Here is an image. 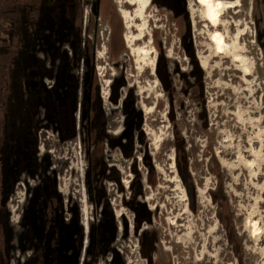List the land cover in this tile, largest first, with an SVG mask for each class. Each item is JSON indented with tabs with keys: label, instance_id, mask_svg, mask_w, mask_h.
<instances>
[{
	"label": "rangeland",
	"instance_id": "obj_1",
	"mask_svg": "<svg viewBox=\"0 0 264 264\" xmlns=\"http://www.w3.org/2000/svg\"><path fill=\"white\" fill-rule=\"evenodd\" d=\"M10 1L9 9L16 11L17 18L12 12L7 23L16 25L14 38L22 40V45H13V55L10 53L13 96L8 105L9 128L13 129L16 122L22 123L19 148L33 153L32 131L40 126V154L51 156V166L55 165L52 170L48 169L53 176V188L59 194L63 192L65 199L68 194H75L81 220L89 230L96 220V208L84 184L87 162L82 142L83 124L81 127L79 110L73 113L78 82L68 73L74 72L81 79L85 57H81L80 65L76 60L71 66L60 64L61 69L63 67L60 77L64 74L65 78H61L54 89H49L44 80L54 75V70L48 67L50 60H53L51 66L59 70L63 58L57 56L67 58L66 50L73 56V40L69 42L67 27L63 26L70 21L52 23L50 18L43 19L47 8V3L42 4L44 0ZM144 1L113 0L112 3V0H103L105 14L101 18H95L89 6H85L83 33L96 43L97 80L104 98L108 129L113 133L123 129L122 105L114 106L109 101L115 77L125 78L127 85L121 89L123 97L130 89L135 90L137 106L143 112L146 148L137 142L135 154L143 158L146 149L155 168L156 186L152 187L148 182L149 169L139 161L146 190L142 200L154 214L153 224L146 222V229H156L159 236L157 261L164 264H264V50L260 45L264 43V0H213L224 5L217 23L209 20L206 5L188 0L195 48L205 72L207 129L198 117L199 104L192 96L183 94L185 84L176 73L177 64L184 72L191 71L192 66L181 46L178 26L170 19L172 13L155 5L153 0L144 7ZM256 5L260 9V30L255 20ZM34 6L38 9V17L33 21L35 32L30 23ZM48 24L57 25L56 31L49 30ZM216 32L224 36L226 45L222 49L212 41ZM161 46L175 89V123L170 119L169 95L157 73L158 63L162 64ZM113 56H117L116 59H112ZM34 74L36 79H32ZM31 79L36 82L32 88L28 85ZM36 112L38 119L31 116ZM56 128L66 139L59 136ZM177 130L191 154L195 192L190 193L185 187L176 166ZM33 158L34 153L32 156L23 154L21 162L24 165ZM110 159L122 171L128 168L121 155L113 153ZM213 168L222 171L221 178L213 173ZM123 175L128 186L131 173L127 170ZM14 182L10 183V189ZM108 186L112 207L120 220L121 214L133 220L135 214L122 205L121 194L113 189L114 185ZM40 190L33 192L37 203L43 200ZM214 191H220L216 200ZM63 194L57 197L61 216L63 202L65 204ZM220 218L225 220L224 224ZM11 219L13 234L8 237L7 246L13 248L7 264H25L35 249L21 250L27 248L18 246L22 222L17 224L13 217ZM133 226L134 223L126 242L122 239L124 229L120 228L118 245L125 251L128 264H148L140 254V236L134 233ZM107 262L108 259H104L100 264Z\"/></svg>",
	"mask_w": 264,
	"mask_h": 264
},
{
	"label": "trees",
	"instance_id": "obj_2",
	"mask_svg": "<svg viewBox=\"0 0 264 264\" xmlns=\"http://www.w3.org/2000/svg\"><path fill=\"white\" fill-rule=\"evenodd\" d=\"M153 3L158 7H165L175 14L171 16V20L178 26L180 31V39H181V46L183 47L186 56L190 59V64L192 66L191 71L184 72L179 64L176 66V73H178L181 79L184 81V86L182 87L183 94L192 96L191 98L198 103L201 110L198 114V117L202 120V125L205 129H207L208 123V110L205 100V86H204V77L205 72L202 68L200 63L198 54L195 48V41L193 37L192 31V23L190 18V13L187 7L186 0H153ZM53 4V3H52ZM115 9L116 7L113 6ZM103 9V11H102ZM259 7L256 8V23L258 26V30H260V26L262 25L261 20L259 18L258 12ZM105 10V5L101 6L99 0L96 7H94V13L99 15L101 12L103 13ZM115 11V10H114ZM105 13H103L104 15ZM43 19L50 18L52 23H57L60 21H65L66 15L63 14L61 9L57 7V4L54 6H50L47 4V8L42 16ZM181 26H180V25ZM45 26L47 24H44ZM49 30L53 32L56 31L55 27L57 25L51 26L48 24ZM63 26H67L64 24ZM72 26V25H71ZM66 31L68 29L66 28ZM182 31V32H181ZM259 33H261L259 31ZM74 38V37H73ZM69 37L73 40L71 43V48L73 52V56H69L68 51H66L67 58L70 57L72 61H77V65H80L81 57L84 56V66L85 72L83 75V90L85 94V98L82 100V119L84 120H91L92 115L100 114V120L102 125V131H92V141H89L88 135V161L90 162V169L87 171L86 175V186L87 191L89 194L90 201L95 206L102 205V218L98 223H92L90 225L89 231V245L87 247V255L95 258V263L98 262V259L103 256L106 257L109 253H113L112 250V243L115 237L118 234V227L115 220L114 212L109 204L107 199L106 190L103 185V181L105 179L113 180L120 185V189L123 191L124 187L121 183L120 179V172L114 168L110 169L108 172V167L104 162V155H103V148L105 147V141H108V144L111 148L119 147L124 151L126 157H130L132 155V148H135L136 142L145 146L146 148V135L143 129V112L137 106V98L135 95V90L130 89L126 96L121 95V89L126 86V81L123 76L115 77L111 83V96L110 100L115 105H122V112L125 115V129L119 136H112L108 135L105 130V112L102 106V99L100 97L99 87L96 91V98L94 103L90 106L89 104V93L90 87L95 80H97V74L94 68V56H93V49L91 47L90 41L87 42L88 46L86 49L85 54L82 48L81 33H79L78 38ZM65 40V39H64ZM62 40V41H64ZM91 44V45H90ZM261 47L264 50V43H260ZM126 47V46H124ZM162 64L159 62L157 66V73L159 79L161 80L165 91L168 93L172 107L170 112V119L175 123L176 116L173 110V101L174 100V86L173 81L171 80L172 75L170 70L167 69V61L164 59L166 56L164 49L160 48ZM58 55V53L56 54ZM116 59L117 56H113ZM75 65V66H77ZM164 65V66H163ZM166 70L165 72L162 69ZM79 88V87H78ZM77 88V91L79 90ZM78 96V92L76 94ZM79 100L77 97V101L75 103V108L73 113L75 114L78 110ZM93 124H95V119L93 117ZM175 152H176V166L178 168L179 174L185 183V187H187L188 191L191 193L192 191L195 192V179L193 177V170L192 165L190 164L191 161V154L187 150V143L186 140L181 136V133L177 130L175 132ZM90 148H94L91 151ZM215 159V158H214ZM143 164L149 169L148 173V182L152 187L156 186V179H155V168L152 163V157L148 154V152L144 151L143 156ZM213 173L216 174L219 178H221V170H215L213 168ZM133 172H134V180L131 183V196L129 199L124 200V204L130 210L135 213V229L138 232L142 228V224L147 222L148 224H153V211L149 208L148 204L141 200L140 198L146 196L145 184H144V175L138 168V161L135 158L133 163ZM220 191H214L213 195L216 200V197ZM194 209V206H193ZM74 212V210H73ZM74 220L78 217V211L74 212ZM221 219V218H220ZM223 224L225 223L224 219H221ZM129 226L128 223L125 221L124 223V236H128ZM230 236H232L231 231L229 229ZM141 246H142V254L149 259V261L153 264L154 263V254L158 252L157 244L159 243V236L158 231L154 228L146 229L142 232L141 237ZM156 264H164L161 263L160 260L155 261ZM112 264H125L123 257L119 254H115L113 258Z\"/></svg>",
	"mask_w": 264,
	"mask_h": 264
},
{
	"label": "flooded vegetation",
	"instance_id": "obj_3",
	"mask_svg": "<svg viewBox=\"0 0 264 264\" xmlns=\"http://www.w3.org/2000/svg\"><path fill=\"white\" fill-rule=\"evenodd\" d=\"M8 1L10 0H0V264H7V257H9V255L12 253V248L10 247L8 248L7 246V240L8 237L10 236V234H13V224L11 223V217H13V219H15L17 224H21L24 215H26L25 219L28 218L31 222L34 223V218H35V214L36 212H39V216H41V219L44 217L45 215V205H44V200H42L41 202H38V199L34 198V194L38 193L39 188H41V190H44L45 188V181L48 179L49 183H53V176L51 174V172L48 171V169L51 167L52 168L55 165L51 166V162H52V157L51 156H47L46 154H40V148L38 147V132H39V127L34 131H32V136L34 138V158L33 160H27L28 162H26L24 165L21 162V158L23 156V154L25 155H30L32 156L33 153H29L26 149L25 151H23V148H19L22 142L21 140V131H23V125L22 123H18L16 122L14 124L13 129L9 128V121H8V105L10 103V100L13 96V92H12V59L10 60L12 54V49L11 47L14 45H18L21 46L22 45V40H17L14 38V34H15V30H16V25L14 26V24H8L7 23V19L8 16L10 15V13L14 12L15 17L17 18V13L16 11L9 9V7L12 5L10 3H8ZM11 2V1H10ZM101 6L105 5L103 0H99ZM187 2V7H188V0H186ZM31 3H35V1L33 0ZM45 3H47L50 6H54L55 4H57V7L59 8V10L61 9V11L63 12L64 15H66L67 18L70 21V24H68L66 27L68 29V34L70 38H78L79 33H81V39H85L83 40L82 43V48L85 54L86 49H87V42L90 41V44L92 49H93V56H94V68L96 71V43L95 41L86 38L84 36L83 33V13H84V8L85 6H89L92 15L95 18H101L103 17V13L101 12L99 15H96L94 13V7H96V5L98 4V0H44V2H42V4L44 5ZM53 3V4H52ZM113 3V0H112ZM259 7L256 5V8ZM165 8V7H163ZM167 9V8H166ZM103 10V9H102ZM169 10V9H167ZM172 14L174 15L175 13L171 10H169ZM38 17V9L37 7L34 6V8L31 9V15H30V23L32 25V31L35 32L36 31V27L34 26L33 21ZM171 19V18H170ZM72 25V26H71ZM73 38V39H74ZM76 40V39H74ZM63 45V44H62ZM62 47V46H59ZM68 51V50H66ZM12 55H11V54ZM69 53V51H68ZM70 54V53H69ZM73 54V52H72ZM57 58L61 59L63 58L60 63H59V70H55L54 65L51 66V63L53 64V60H50L48 67H50L51 69L54 70V75H52V77L45 78V84L49 89H54L56 87V85L58 84V81L61 78H65V75L62 74V76L60 77V74L63 70V67L61 69V65L60 64H64V65H70L72 64V60L69 58H64L63 56L58 55ZM84 62V60H83ZM11 72V73H10ZM85 72V66H83V74L81 79L76 76V74L74 72L68 71V73L70 75H72L73 77H75L77 79L78 82V91H76V94L78 92V96H76V98L78 97L79 100V105H78V110H79V120H80V126L82 127L83 124V133H84V139L82 140L83 144H84V156L87 162V167L85 170V177H84V184L87 190V186H86V175H87V171L90 169V162L88 161V135H89V141H92V131H102V125H101V120H100V114H96V115H92L91 120H84L82 119V100L85 98V94H84V90H83V75ZM97 74V72H96ZM36 79V74L32 75V79ZM30 81V83L28 85H31V88L35 85V81L32 80ZM99 87V92H100V97L102 99L101 96V87L99 83H96V81H93V84L90 87V93H89V104L90 106L92 105V103H94V100L96 98V91L97 88ZM81 91V94H80ZM82 96V97H81ZM110 96H111V90H110V95H109V101L110 100ZM104 99V98H103ZM102 99V106L105 112V121H106V126H105V130L106 133L108 135H112V136H119L120 134H122V132L125 129V115L124 116V120H123V129L118 132V133H113L108 129V118H107V113L105 110V106H104V101ZM77 101V100H76ZM111 104H113L114 106H118L115 105L114 103L111 102ZM120 105V104H119ZM122 107V106H121ZM77 110V111H78ZM32 118L38 119V113H32L31 114ZM45 114L44 117L45 118ZM93 117L95 119V124H93ZM48 122V121H47ZM82 123V124H81ZM56 130L59 132V136H61L62 139H66L64 138V136L62 135V133L56 128ZM12 132L15 134L14 136H12ZM137 143V142H136ZM136 145L135 144V148H132V155L130 157H126L124 154V151L119 148V147H115V148H111L108 144V141H105V147L103 148V155H104V162L106 163L108 169V172H110L111 168L116 169L117 171L120 172V179H121V183L124 187V190L122 191L120 189V185L119 183L110 180V179H105L103 181V185L105 187L106 190V195H107V199L109 201V204L114 212L115 215V220H116V224L118 227V234H119V230L120 228L124 229V223L125 221L128 223L129 226V232H128V236H124L122 235V239L124 242L129 240V236H130V228L132 226V224L134 223V233L136 235H139L141 237V234L144 230H146V222H144L142 224V228L137 232L135 229V216L133 218V220H130V217L127 216L126 214H121V220L119 218V216L116 214L115 208L112 207L113 202H112V198L110 196V188L108 186V184H112L114 185L113 189L116 190L117 194H121V202L122 205L125 206L124 204V200L125 199H129L131 196V183L134 180V172H133V163L135 161V158L138 161V168L141 171V166L139 164V161H143V158H139L136 156ZM91 151L94 150V148H90ZM113 153L115 154H119L124 158V161L128 163V168H126L124 171H122V169L119 167L118 164L112 162L110 159V157H113ZM41 156V157H39ZM35 164H34V162ZM35 165V166H34ZM57 168V167H56ZM127 170H129V172L131 173V179L129 180L130 182H128V186H126L125 184V178L123 175V172H126ZM143 173V172H142ZM129 176V175H128ZM127 176V177H128ZM12 181L14 182L13 188H9L10 187V183ZM37 181V182H36ZM43 186H41L42 184ZM40 184V186H38ZM50 188V187H49ZM40 190V191H41ZM63 194V192H61ZM62 194H60L62 196ZM118 194V195H119ZM28 196V197H27ZM65 196L63 194V198H62V202L63 199L65 200V204L63 202V210H62V217L64 218L65 221L67 222H71V221H82L81 220V208L80 205L78 204V202L75 200L74 196L75 194L72 192L70 194H68V197L65 199ZM14 197V198H12ZM145 198V197H144ZM142 200V197L140 198ZM10 200V203H9ZM145 201V200H144ZM94 205V204H93ZM95 206V205H94ZM26 207V208H25ZM96 208V220L94 221L95 223H98L100 221V219L102 218V210L103 207L102 205L100 206H95ZM128 208V207H127ZM78 211V217L74 220V215L75 213L73 212ZM128 210H130L128 208ZM132 211V210H130ZM132 214H135L134 212ZM84 223V222H83ZM91 225V224H90ZM87 228V227H86ZM89 230L87 229V233H88V240L87 243L89 245ZM115 237L112 245V250L113 253H109L106 257L101 256L98 259V262L96 264H100L101 261H103L104 259H108L109 262H107V264H112L113 263V258L115 254H119L120 256L123 257V260L125 261V264H128L127 262V258L125 255V251L123 249H121L118 245V241L121 239L120 236ZM139 243H140V251H142V246H141V240L139 238ZM18 246H20L19 243V236H18ZM88 247V246H87ZM157 248H158V244H157ZM29 248L26 249H21L22 251H26ZM7 251H9L10 253H8ZM21 251V253H22ZM20 254V253H19ZM35 254V251L33 253L30 254V258H32ZM141 256L143 259H145L147 261L148 264H152L148 258H146L142 252H140ZM28 261V259H27ZM157 258H156V253L154 254V263L156 264Z\"/></svg>",
	"mask_w": 264,
	"mask_h": 264
},
{
	"label": "crops",
	"instance_id": "obj_4",
	"mask_svg": "<svg viewBox=\"0 0 264 264\" xmlns=\"http://www.w3.org/2000/svg\"><path fill=\"white\" fill-rule=\"evenodd\" d=\"M44 184V190L40 191L45 205L44 217L41 219L36 212L33 223L24 215L19 232L20 246L35 249L34 256L25 264H96V259L87 255L88 233L83 222L65 221L57 201L59 192L48 179Z\"/></svg>",
	"mask_w": 264,
	"mask_h": 264
},
{
	"label": "bare ground",
	"instance_id": "obj_5",
	"mask_svg": "<svg viewBox=\"0 0 264 264\" xmlns=\"http://www.w3.org/2000/svg\"><path fill=\"white\" fill-rule=\"evenodd\" d=\"M198 1L201 4L207 6V16L209 20H211L213 23H217L220 20L221 8L224 6L223 3L221 1H217L215 3L213 0H198ZM148 2L149 0H145L143 6L145 7L146 5H148ZM212 41L219 49L224 48L226 45L224 36L219 32L213 34Z\"/></svg>",
	"mask_w": 264,
	"mask_h": 264
}]
</instances>
